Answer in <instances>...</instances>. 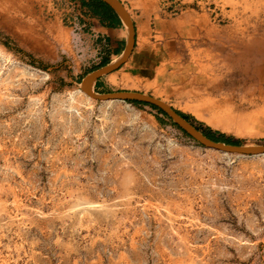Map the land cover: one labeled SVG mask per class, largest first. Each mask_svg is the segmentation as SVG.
I'll return each instance as SVG.
<instances>
[{
    "label": "rangeland",
    "instance_id": "obj_1",
    "mask_svg": "<svg viewBox=\"0 0 264 264\" xmlns=\"http://www.w3.org/2000/svg\"><path fill=\"white\" fill-rule=\"evenodd\" d=\"M79 9L0 0V264H264V155L84 94ZM144 17L139 46L166 57L160 72L113 86L264 144V0H157ZM186 71L213 90L172 92Z\"/></svg>",
    "mask_w": 264,
    "mask_h": 264
},
{
    "label": "crops",
    "instance_id": "obj_2",
    "mask_svg": "<svg viewBox=\"0 0 264 264\" xmlns=\"http://www.w3.org/2000/svg\"><path fill=\"white\" fill-rule=\"evenodd\" d=\"M119 1L128 11L134 25V47L128 59L117 69L106 72L96 79L93 90L101 93L134 90L136 87L134 85L136 84H132L133 86L129 87L120 85L113 86L118 80L124 82V78L140 76L143 79H155L160 72V69L157 70L156 66L162 63V57L166 58L162 54V57L157 56V53H153L147 49L144 50V48L142 49L139 46V43L145 39L142 37L144 35L142 34L144 32L141 27L142 17L145 18V14L150 15L156 10L157 0ZM79 2L80 12H77V24L80 29L72 38L76 43L75 46L82 51L77 63L79 67L82 65L84 68L85 76L87 73L95 71L106 65L109 61L116 59L122 53L126 42V32L123 23L116 15L114 16L115 13L103 1L79 0ZM180 23L181 21L178 22V27L176 28L179 31ZM82 38L84 41L81 40ZM78 41L80 44H78ZM171 73L173 76L171 81L174 82L172 92H210V90H213V87L208 84L198 85L202 77L201 73L188 71L179 74ZM127 81L128 79L124 83H128ZM188 81H194L196 85L187 83ZM159 91L162 92V89ZM165 92L169 91L165 90Z\"/></svg>",
    "mask_w": 264,
    "mask_h": 264
},
{
    "label": "water",
    "instance_id": "obj_3",
    "mask_svg": "<svg viewBox=\"0 0 264 264\" xmlns=\"http://www.w3.org/2000/svg\"><path fill=\"white\" fill-rule=\"evenodd\" d=\"M108 5L115 15L126 27V42L122 53L114 60L109 61L103 67L87 73L80 81V90L98 101H139L147 104H152L162 111H164L170 119L182 128L188 135L203 144L204 146L218 150L227 154L236 155H264V144L246 145V144H231L223 141H214L203 134L202 131L196 128L191 122L179 115L174 108L167 105L162 100L155 98L151 95H146L137 91H114L107 93H99L93 90V85L97 78L106 72L117 69L124 63L132 52L134 47V25L130 18L128 11L119 0H101Z\"/></svg>",
    "mask_w": 264,
    "mask_h": 264
},
{
    "label": "trees",
    "instance_id": "obj_4",
    "mask_svg": "<svg viewBox=\"0 0 264 264\" xmlns=\"http://www.w3.org/2000/svg\"><path fill=\"white\" fill-rule=\"evenodd\" d=\"M102 3V2H101ZM109 9V7H108ZM115 16V14H114ZM105 63V62H104ZM103 64V63H102ZM82 78V77H81ZM130 102H134L136 104H142V105H147L150 106L152 109H154L158 115H161L162 118L167 119L168 121H170L176 128H178L183 135H185L186 137H189L191 139H193L190 135H188L182 128H180L177 124H175L174 122H172V120L170 119V117L167 116V114L162 111L161 109H159L158 107L152 105V104H147L144 102H139V101H130ZM176 112L181 115L183 118H185L186 120H188L189 122H191L194 126H196L197 129H199L200 131L203 132L204 135H206L208 138L214 140V141H223L226 143H231V144H242L241 141L233 136H228L225 135L224 133H221L217 130H213L212 128H210L209 126H205L202 123H199L198 125L194 124V119L190 114L181 112L179 110H176Z\"/></svg>",
    "mask_w": 264,
    "mask_h": 264
},
{
    "label": "bare ground",
    "instance_id": "obj_5",
    "mask_svg": "<svg viewBox=\"0 0 264 264\" xmlns=\"http://www.w3.org/2000/svg\"><path fill=\"white\" fill-rule=\"evenodd\" d=\"M124 27H125V25H124ZM126 28V27H125ZM79 91V90H78Z\"/></svg>",
    "mask_w": 264,
    "mask_h": 264
}]
</instances>
